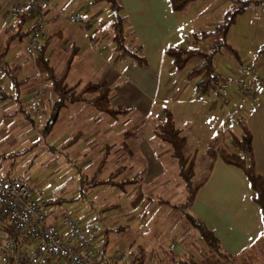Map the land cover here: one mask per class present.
<instances>
[{
	"label": "crops",
	"instance_id": "0c3cea01",
	"mask_svg": "<svg viewBox=\"0 0 264 264\" xmlns=\"http://www.w3.org/2000/svg\"><path fill=\"white\" fill-rule=\"evenodd\" d=\"M103 1L91 0L93 5L101 4ZM120 1L125 17L126 42L133 48L141 46V53L146 59L145 64H139L129 56H122L115 49L112 42V20L99 21V15L104 11L103 6L90 7L86 16L82 14V18L88 22L87 26L74 22L69 26L70 28L65 29L61 26L56 12L55 15L53 14L54 9L48 8V0L47 2L39 0L45 25L55 24L52 34L43 29L40 39L44 59L52 67L54 74L60 76L63 73L68 57L72 55L71 65L65 76L66 83L76 90L83 89L87 84L103 83L108 91L109 105L118 109L117 114H110L95 108L86 100H79L68 103L53 119L51 109L55 96L51 89V81L40 63L38 54L24 61V47L18 50L13 47L17 44L16 39L25 42L26 34L21 36V33L30 27L24 30L21 18L6 22L5 17L1 15L0 27L8 33L4 41H0V45H9L2 64L12 72L14 79H11L0 67V89L3 85L8 86L7 82L11 85V89L9 88V91L3 92L0 96V100L3 99L0 103H7L6 107H12V110L16 112L20 111L28 118L27 113L31 104L30 87L32 81L38 79L46 94L43 103V120L44 123L48 122L49 129L42 132V136L49 144L48 149H53L55 152L56 150L64 151L70 157L75 155L85 157L83 167L90 168L92 177L98 176L110 161L121 159L123 163L117 165L116 169L108 175V177L112 176V182L137 177L135 182L141 184V187L142 185L144 187L146 183L150 191L164 190L167 189L165 185L168 182L167 161L173 158L168 146L155 133L156 125L163 117L164 108L170 110L176 128L185 138L182 153L185 157L191 156L194 159V173L204 153L205 147H201V144L205 143L208 135L199 134L200 129L197 126L199 120L201 119L202 126L206 125L210 128L217 122L218 136L220 135L221 139L228 142L229 136L235 134L236 124L227 123L226 114L229 109L227 105L214 99L212 94L200 95L194 80L187 79L184 71H174L170 60L165 57V49L173 45H181L185 32L184 23L180 21V12L172 11L169 0ZM26 2L27 0H23L24 5ZM189 3L182 11L189 7ZM68 4L74 7L80 5L73 0H69ZM81 4L84 5L81 7L84 10L88 0H84ZM90 26L91 28L88 29ZM14 28L16 30L10 33L9 30ZM82 29L84 35L78 36ZM13 35L15 36L12 37ZM10 39L12 40L9 43ZM54 51H59L61 55L57 68V57H53L55 61L52 59ZM239 61L238 58L233 64H239ZM241 62L243 64L245 61ZM263 68L264 65L261 66V69ZM260 75L264 78V69ZM44 80L48 85L44 83ZM214 101L222 106L219 104L218 107ZM131 113L141 118L120 120V116ZM238 115L251 132L255 167L264 179V91L261 101L253 109L242 108ZM62 126L67 127L65 130L67 132L63 139H59L58 148L55 144L57 135L64 131ZM51 141L55 144L53 145ZM214 144L216 145V142ZM216 152L209 163L211 164L209 175L197 187L194 199L186 209L214 233L222 252L234 258L235 261L236 257H242L240 254L247 255L250 250L252 251L251 247L255 245V242L260 243L262 239L264 240V226L260 208L254 200V192L246 176L238 167L224 162L220 155H216ZM31 162L28 161L26 165L30 166ZM208 165L205 167L203 176L208 172ZM15 178L23 179L30 186V181L24 177H10L7 173L3 182ZM196 178L194 177V180ZM46 201H50V204L54 203L51 199H45ZM110 205H104V209ZM59 217L57 214L53 217L50 213L49 219L56 221ZM98 223L104 228H109L104 224L103 219H100ZM116 226L121 228L120 225ZM188 232L195 236L196 242L204 245L201 235L195 230H189L186 234H180L181 243L174 239L165 246L158 244L153 247L152 245L150 250L141 243H137L136 248L129 246L128 249L136 255L138 246L142 247L141 253L138 254L140 256L138 264H174L186 254L194 255V251L186 248L184 244ZM171 243L175 245L174 249H169ZM101 244L94 245L95 255L103 252ZM99 248L102 249L101 252ZM169 251L175 257L174 260L171 259ZM241 262L247 264L248 257H243ZM88 264H95V260ZM235 264H237L236 261Z\"/></svg>",
	"mask_w": 264,
	"mask_h": 264
},
{
	"label": "rangeland",
	"instance_id": "374dc122",
	"mask_svg": "<svg viewBox=\"0 0 264 264\" xmlns=\"http://www.w3.org/2000/svg\"><path fill=\"white\" fill-rule=\"evenodd\" d=\"M29 1H37L42 6L39 0H27L26 4ZM73 1L80 5L74 7L68 4L69 0H48L47 3L48 8L54 9L53 14L56 12L61 26L65 29L74 24L70 20L72 14L86 16L87 11H90L92 7L99 8L103 6L104 11L99 15L100 22L112 20V12L105 1L101 3L102 5H93L91 0H88L84 10L81 8L84 6L81 4L84 0ZM44 2H47V0H44ZM231 3V0H195L193 3H189V7L184 11H180L179 14L180 21L184 23L185 29L181 45H190L194 32L212 30L222 21L223 14L231 7ZM26 4H23V0H0V15L5 17L6 22L16 21L21 16L12 12V7L24 8ZM34 22V18L28 16L21 22L22 29L31 28ZM52 24L44 25V31L47 30V33L52 34L55 25ZM90 28L91 26L88 29ZM15 30L16 28L9 31L13 33ZM7 33L0 27V41H4ZM83 33L82 29L78 36H83ZM15 42L17 44H14L13 47L17 50L25 46V42L22 40L16 39ZM227 42L236 50V55L240 61H254L258 63L259 69H261V66L264 65V59L257 55V49L264 44V5H252L240 13L228 29ZM53 54V61H55L53 57H57V68L59 67L61 55L59 51H54ZM236 55L228 49L216 53L214 56L215 72L222 77L228 75L231 64L237 60ZM195 64L196 60L190 61L185 66L184 71ZM263 69L259 73L263 72ZM35 81L40 82L38 79L32 82ZM9 83H6L8 86L3 85L1 87L0 96L3 92L9 91V88L11 89ZM44 83L47 84L45 80ZM214 102L219 107L220 103ZM6 104L0 103V181H4L6 173L10 177H24V179L30 181L34 198L54 201L53 204L48 205V210L51 211L53 217L54 214H57V216L69 214L77 220L80 227H84L87 223H98L100 219H103L104 224L109 228L120 225L121 230L119 231L109 229L108 242L101 253L104 258H109L119 248H128L129 246H131L130 248H136L137 243H141L148 250L152 245L153 247L158 244L168 245L174 239L181 243L179 240L180 234H186L187 231L194 230L187 224L185 219L187 213H191L187 209L176 207L184 201L186 189L177 174L178 169L175 159L170 158L167 161L169 166L167 169L168 182L165 185L167 186L166 190L150 191L146 183L144 187L143 185L141 187V184L136 182L124 185V188L110 186L108 183L97 184L89 188L91 183L88 181L91 178L106 180L110 172L114 171L117 165L123 163V160L114 159L110 161L98 176L92 177L90 168L83 167L85 157L81 158L78 155L70 157L64 151L56 150L57 152H55L53 149H48L49 144L47 140H44L46 138L42 136V129L45 124L43 109L42 119L40 120L31 114L29 108L30 116L33 119L31 121L20 111L16 112L12 110V107H6ZM140 118L135 113L120 116V120L123 121L139 120ZM200 120L197 124L200 129L199 134L201 136L208 135L205 143L201 144V147L205 148L195 171V177H197L194 180L195 185L203 176L206 165L212 161L211 150L217 151L216 155H219L222 151L231 150L228 140L224 141L223 138L219 137L220 135L218 136L217 122L210 128L206 125L202 126ZM62 130L64 131L57 135L56 144L51 141L58 148L60 145L59 139L65 137L67 127L62 126ZM234 130L235 134H238L236 125ZM9 132L10 134H8ZM215 142L217 146L214 144ZM54 155L56 158H54ZM28 161H32L30 166L26 165ZM24 166L26 167L24 168ZM164 200L167 201V204L163 202ZM104 205L110 206L104 209ZM184 236L186 237V235ZM194 237L191 232H188L184 244L186 248L194 251L198 264H233L235 261L237 264H242L243 257H248L249 262L247 264H264L263 239L260 243L255 242V245L251 247L252 251L250 250L247 255L240 254L242 257H236L234 261L232 257H223L211 251L200 242H196ZM100 242V239H98L94 242V245L98 246V244H101ZM98 250L101 252L102 249L99 248Z\"/></svg>",
	"mask_w": 264,
	"mask_h": 264
},
{
	"label": "trees",
	"instance_id": "16d2710c",
	"mask_svg": "<svg viewBox=\"0 0 264 264\" xmlns=\"http://www.w3.org/2000/svg\"><path fill=\"white\" fill-rule=\"evenodd\" d=\"M97 1V0H92ZM107 2L110 11L112 12L111 32L112 42L114 43L115 49L122 56H129L135 59L139 64H145L146 59L141 53V46L133 48L129 43L126 42L124 32L125 17L123 14V6L120 0H104ZM193 0H169L170 7L173 12L178 13L182 11L186 5ZM264 5V0H232L231 7L225 11L222 17V21L217 24L212 30L202 31L193 33L191 44L188 46L173 45L165 49V57L170 60V63L174 67V71H184L185 66L192 60H196V64L184 71L185 77L189 80H194L196 89L208 92V94H214L217 92L218 87V74L215 72L214 56L216 53L221 52L223 49H228L236 55V50L232 48L227 42V33L231 24L235 18L248 7L252 5ZM22 22L28 17L27 14H20ZM31 28L21 33V36L28 34ZM20 33V32H17ZM16 33V34H17ZM19 35V34H17ZM13 35L12 37H14ZM11 37V38H12ZM12 39L9 40V43ZM9 45L0 46V67L3 68L11 79H14V75L2 64V59L8 50ZM43 48L40 46L38 51V57L40 63L50 79L51 89L54 94V100L51 109V117L54 119L58 112L65 107L68 103L79 100H86L95 108L108 112L110 114H117L118 109L109 105L108 91L104 88L103 83L99 84H87L83 89L76 90L73 86H69L65 81L66 73L71 65L72 55L68 57L65 69L60 76H56L53 72L52 67L44 59L42 53ZM257 52L264 55V44L258 47ZM238 59V56L236 55ZM264 59V57H263ZM239 64H242L239 61ZM260 74V73H259ZM261 76V75H260ZM262 77V76H261ZM263 78V77H262ZM3 98V97H2ZM30 112L27 113V117L31 121L33 119L29 116ZM234 124L237 125L238 134H232L229 136V145L231 150L222 151L219 155L222 160L227 164L238 167L242 170L246 176L253 192L254 200L258 204L261 212V218L264 226V179L263 176L257 171L255 167V161L252 150V137L251 132L247 125L240 119ZM49 129V124L46 122L42 129L43 132ZM155 133L157 137L164 142L170 149L172 157L176 160L178 166V176L184 183L186 189V196L182 203L176 207L180 209H186L188 205L193 201L197 187L205 181L209 175L211 164L208 165V172L205 174L200 181L194 184V167L195 162L191 156L185 157L182 153V147L185 143V138L180 135L178 128L175 126L173 116L168 108H164L163 117L156 125ZM208 150V149H207ZM209 152V151H208ZM212 156H214V150H211ZM137 181V177L123 178L120 181L112 182V176H109L106 180L98 181L90 180L91 184L97 185L108 183L110 185L123 186L124 184L132 183ZM113 183V184H112ZM167 203L166 200L163 201ZM50 201L44 202V206L48 207ZM186 217V216H185ZM188 225L193 228L197 234L201 235L202 243L209 248L211 251L228 256L222 252L219 242L215 237L214 233L209 230L206 225L193 215L187 213L185 218ZM0 221L3 223V230L7 235L14 237L16 232L12 229L6 221L0 217ZM110 230L119 231L121 228L116 226L114 228H104L102 235L101 248L104 250L108 242L107 234ZM137 254L130 260V264H138L142 247L138 246ZM102 253V252H101ZM97 255L94 259L96 263L103 264H117L112 262L109 258H104L102 254ZM171 259H175L171 251H169ZM89 261V262H91ZM233 263V262H232ZM180 264H198L197 259L191 253L186 254L180 259Z\"/></svg>",
	"mask_w": 264,
	"mask_h": 264
},
{
	"label": "built area",
	"instance_id": "2783aa9c",
	"mask_svg": "<svg viewBox=\"0 0 264 264\" xmlns=\"http://www.w3.org/2000/svg\"><path fill=\"white\" fill-rule=\"evenodd\" d=\"M12 12L27 14L35 20L25 37L23 60L28 61L40 50L45 25L43 10L37 1H29L24 8L12 7ZM70 20L88 25L78 14L72 15ZM257 55L264 57L260 52ZM231 66L228 75L218 76L217 92L212 95L229 107L226 119L229 124H234L242 108L253 109L261 101L264 78L254 61ZM197 92L209 96L208 92L199 89ZM30 95V112L41 120L46 94L40 82L31 84ZM44 202V198L33 197L30 186L21 178L0 181V217L16 232L14 237L7 235L0 221L1 264H88L97 256L94 254V242L102 241L104 226L93 222L80 227L69 214H62L56 221H51ZM174 246L171 243L169 249H174ZM134 256L128 248H119L109 259L117 264H130ZM175 264H180V261L176 260Z\"/></svg>",
	"mask_w": 264,
	"mask_h": 264
},
{
	"label": "water",
	"instance_id": "95a60500",
	"mask_svg": "<svg viewBox=\"0 0 264 264\" xmlns=\"http://www.w3.org/2000/svg\"><path fill=\"white\" fill-rule=\"evenodd\" d=\"M233 264H235V263H233Z\"/></svg>",
	"mask_w": 264,
	"mask_h": 264
}]
</instances>
